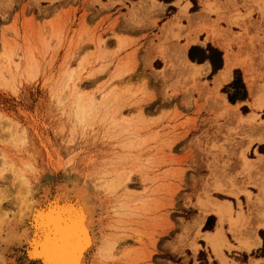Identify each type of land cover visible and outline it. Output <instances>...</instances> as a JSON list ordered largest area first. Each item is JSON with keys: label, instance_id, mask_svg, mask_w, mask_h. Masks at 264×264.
Instances as JSON below:
<instances>
[{"label": "rangeland", "instance_id": "374dc122", "mask_svg": "<svg viewBox=\"0 0 264 264\" xmlns=\"http://www.w3.org/2000/svg\"><path fill=\"white\" fill-rule=\"evenodd\" d=\"M174 1L0 0L1 211L17 221L24 186L28 201L84 188L97 236L115 243L112 258L95 253L88 264H221L203 237L218 219L192 225L209 198L243 214L236 230L223 227L226 263L264 257V232L262 248L240 249L254 223L248 194L264 187V167L242 156L260 158L249 142L264 133V106L251 107L242 68L217 92L243 117L258 115L251 129L217 104L213 71L184 74L186 60L221 65L212 45L224 39L264 90V0ZM10 249L0 244V264H36L25 244Z\"/></svg>", "mask_w": 264, "mask_h": 264}, {"label": "bare ground", "instance_id": "6f19581e", "mask_svg": "<svg viewBox=\"0 0 264 264\" xmlns=\"http://www.w3.org/2000/svg\"><path fill=\"white\" fill-rule=\"evenodd\" d=\"M204 11H202L201 13H204ZM262 13L264 14V12ZM204 14H206V12ZM199 15H198L199 17L197 18H200L203 14H199ZM194 17L195 16H193L192 19L195 20ZM201 19L204 18H200V20ZM196 20L199 21V19ZM195 41L196 39L190 40V44L194 43ZM221 42L227 43L228 40L227 42H225L223 39V41L221 40ZM165 50L167 51V48H165ZM165 50L164 53L166 52ZM180 53L178 51L176 57L180 58L178 56ZM161 54L163 55V53ZM165 54L163 56L168 55L169 58H173L171 54L174 53L172 52L171 54H167V55ZM233 57L234 56L232 52L227 53L226 72L220 77V79H216L213 82L214 88L212 89H214L216 91L214 92L217 94H218L217 90L219 89V87L222 86L223 83L228 81L230 77V72L232 68L235 66L233 63ZM188 66L190 67V71H188L190 73L184 72V74L186 75L188 74L189 76L191 75V77H194L196 75L194 77L196 78L198 76L197 75L198 73L201 72L200 74H202L203 71L205 72L204 67L196 66L194 64H188ZM201 68L203 71L200 70ZM253 69H251V67L249 66L244 67L245 81L249 90L250 98L252 100L251 107L259 111L262 110L264 106V90L258 85L257 76L254 73L255 70ZM216 102L220 106L224 107L225 110L229 109L227 110V112H229L232 115V117L235 116L236 119H239V121H241L242 124H244L246 127H249L250 129L257 127L258 115L256 113H252L250 115L243 117L242 115L239 114L237 107H232L230 104H228L225 97L221 96L220 94H218V97L216 98ZM82 111L85 112L84 110ZM260 125L261 124H259V126ZM254 142H259V143L264 142V134L261 133L260 135L256 136V138L253 139L252 141L250 140L249 143L251 144ZM249 143L248 145H250ZM242 157L245 166L246 165L248 166V164H252L259 169L261 166H264L263 158H259L258 162L255 161L251 162L250 160L245 158V156ZM127 180H129V178ZM23 189L25 190L22 191V193L17 196L16 200L12 204L14 205L15 209H19L20 211L18 215L19 218H17V221L15 219V221L13 220L9 222L8 220L10 219L8 218L7 213L4 212V210L1 211V206H0V231L3 229V225L5 224L8 225L7 227L4 226L6 227V231L4 232L5 236L3 238L0 237V244L3 246L4 252L7 251L8 248L10 251L12 245L16 246L17 248V246H22L23 244H25L27 246L26 251H24V255H23L26 259L25 262L26 263L36 262V264H88V259L91 257L92 254L94 255L97 254L102 257L105 256L107 259L113 257V253L115 250V246H114L115 243L112 240L108 241V239L100 240V238L97 236L95 231V227L97 226L95 224L96 211L93 204H91V200L89 195L87 194V191H85L84 188L79 187L78 190L73 193L67 192L66 189L62 188L61 191H57L50 195H45V197L43 196V198L41 197V199L39 198L35 200V198L32 196L29 201L26 198V195L28 194V187L24 186ZM123 189L128 190V185L125 184ZM259 191L260 193L255 197L253 196L251 197L250 193L248 194V198L250 201L248 208L251 213L260 210L264 211V187H261ZM226 193L228 194L229 192ZM229 194L230 196L232 195L234 197L238 196L236 193H232V192ZM203 208L204 209L201 210L200 214H198L195 217L193 222L194 224L192 223V225H194L195 228L200 227L202 221L208 215H215L218 218L219 224L221 226L220 230L219 231L217 230V233L213 237L209 238V236H206L204 237V239L205 241H207L209 246L212 247L213 252L219 258L220 263L227 264L223 257L220 258L221 249H219L220 247L218 246L219 243L220 244L222 243L220 241L223 235L222 226L227 221H228L227 223H230L231 221L232 225L234 226V230H236L237 225L235 224L236 222L234 223L233 221L238 222L242 216V212L238 213L236 217H233L232 214L233 210L230 202L226 200L217 201L212 198H209L208 201L205 202V204H203ZM258 226H264V222ZM255 229L256 228H249L246 233L247 236L254 235ZM197 230L198 229H196V231ZM105 238H109V237H105ZM135 242L139 243L138 240ZM245 248L247 249V246H245ZM39 260L42 261L40 263H37V261ZM252 264H264V261L253 262Z\"/></svg>", "mask_w": 264, "mask_h": 264}, {"label": "crops", "instance_id": "0c3cea01", "mask_svg": "<svg viewBox=\"0 0 264 264\" xmlns=\"http://www.w3.org/2000/svg\"><path fill=\"white\" fill-rule=\"evenodd\" d=\"M146 3V5H148V6H150V7H152V8H156L157 6H160V5H164V4H166V5H173L174 3H175V1L173 0L172 2H168V3H164V2H160V1H158V0H144ZM152 17L155 19L156 18V16L158 17L157 19H156V21H159V19H160V16L162 15L161 14V12L159 11V9H153L152 10ZM182 13L184 14L185 12L184 11H182ZM178 17H181V15H179V16H177V20H178ZM172 21V19H169L168 21H166V22H164V25L165 24H167L168 22H171ZM193 40V39H192ZM200 41V40H199ZM192 45H190L189 46V49H190V47L191 46H193L194 45V47H195V45H196V43L194 42V43H191ZM207 44H210L209 43V41L207 40V41H205V43L203 42V43H199V46H200V48H206V46H207ZM220 44H222L223 46V48L222 47H220V46H218L217 45V47L215 46V45H212L213 46V48L214 49H217V50H219L221 53L223 52V55H222V61H221V65H215V67L217 68V70L214 72V76H213V82L216 80V79H220V77L226 72V68H227V59H226V55H227V53L228 52H232L231 51V49H230V47L228 46V44L227 43H220ZM187 48V47H186ZM220 48V49H219ZM233 54V53H232ZM233 56H234V54H233ZM186 60V59H185ZM186 63H188V64H193V63H191V62H189L188 60H186ZM233 63H234V67L232 68V70H231V72H230V77H229V79H228V81L227 82H225V83H223L222 84V86H224L225 84H228L229 82H231V80H233V71L235 70V69H240V68H242L243 70H244V63H241V64H239L238 63V61L236 60V58H235V56L233 57ZM194 65H196V66H201V67H204L205 68V73L208 75V74H211L212 73V71H213V67H212V65H211V63H210V61H205V62H202V63H200V64H194ZM244 74H245V72H244ZM245 83H246V81H245ZM222 86H220L219 88H221ZM246 86H247V84H246ZM247 89H248V87H247ZM248 92H249V90H248ZM250 96V95H249ZM232 106V105H231ZM232 107H235V106H232ZM239 112V111H238ZM240 114V113H239ZM241 115V114H240ZM250 115V114H249ZM264 134V133H263ZM254 143H259V142H254ZM251 144H253V143H251ZM254 150H256L257 151V154H258V156L260 157V158H263L264 159V142H262V143H259V144H257V146H255V148H253L252 149V151H254ZM249 160V159H248ZM250 161H252V160H250ZM255 162H258L259 161V159L256 161V160H254ZM253 161V162H254ZM262 167H264V166H261V168ZM259 193H260V191H259ZM229 202V201H228ZM233 210V209H232ZM248 212H249V216H250V218L251 217H253V220H254V223L251 225V227L250 228H256L255 229V233H254V235H252V236H247L249 239H251V241H250V243L249 244H244V245H241L240 246V249H244V250H246V251H250L251 250V247H254V246H256L255 247V250H258V249H260V248H262V246H263V241L258 237V233L259 232H264V226H258V225H260L261 223H263L264 222V211L263 210H260V211H257V212H254V213H251L250 211H249V208H248ZM209 216V215H208ZM213 216H215V215H213ZM216 217V216H215ZM243 217V214H242V216H241V218ZM217 218V217H216ZM218 219V218H217ZM240 220V219H239ZM205 222H206V217L204 218V220L202 221V223H201V225H204L205 224ZM200 225V226H201ZM216 226H214L215 228H214V230H212L211 232L210 231H206V232H204L203 234H205L203 237H206V236H209V238H211V237H213L216 233H217V230L219 231L220 230V228H221V226H220V224H219V221L217 220V223L215 224ZM217 225H218V227H217ZM225 225V224H224ZM224 225L222 226V230H223V227H224ZM215 229H216V231H215ZM207 242V241H206ZM208 244V243H207ZM209 245V244H208ZM245 246H247V249L245 248ZM211 247V246H210ZM211 249H212V247H211ZM213 251V250H212ZM214 253V252H213ZM221 254V253H220ZM214 255L217 257V255L214 253ZM222 257V255H220V258ZM218 258V257H217ZM219 259V258H218ZM209 260L211 261L212 259H210L209 258ZM258 261H264V257L263 258H259V259H256V260H254V262H258ZM253 263V262H252ZM252 263H250V264H252Z\"/></svg>", "mask_w": 264, "mask_h": 264}, {"label": "trees", "instance_id": "16d2710c", "mask_svg": "<svg viewBox=\"0 0 264 264\" xmlns=\"http://www.w3.org/2000/svg\"><path fill=\"white\" fill-rule=\"evenodd\" d=\"M158 1H160V2H164V3H168V2H171V1H173V0H158ZM222 55L219 53V62H221L222 61ZM206 60H208V61H210V63H211V65H212V67H213V72H215L216 70H217V68L215 67V63H214V60H213V58L212 57H204V61H206ZM236 82H238V81H236ZM237 97V96H236ZM236 97H230L229 98V101L231 102V103H235L236 102V100H238V99H240L239 97L236 99ZM245 96H243L242 98H241V100H245Z\"/></svg>", "mask_w": 264, "mask_h": 264}, {"label": "water", "instance_id": "95a60500", "mask_svg": "<svg viewBox=\"0 0 264 264\" xmlns=\"http://www.w3.org/2000/svg\"><path fill=\"white\" fill-rule=\"evenodd\" d=\"M25 247L27 248V246L25 245ZM42 260H39V261H37V263H40Z\"/></svg>", "mask_w": 264, "mask_h": 264}]
</instances>
